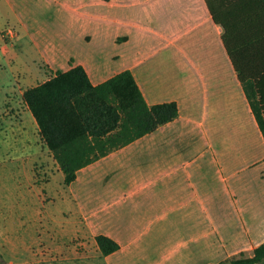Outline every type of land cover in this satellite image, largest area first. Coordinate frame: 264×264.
<instances>
[{
	"label": "crops",
	"instance_id": "obj_1",
	"mask_svg": "<svg viewBox=\"0 0 264 264\" xmlns=\"http://www.w3.org/2000/svg\"><path fill=\"white\" fill-rule=\"evenodd\" d=\"M63 1L40 0L48 7ZM73 1L78 12L87 7L95 28L102 21L113 49L60 52L50 45L46 58L54 70L67 69L72 58L96 84L130 69L149 104L175 101L179 115L81 167L71 184L35 135L22 156L29 174L22 203L5 205L2 219L9 226L18 222L26 237L34 238L29 230L38 228L37 243L50 250H71L73 238L102 233L119 242L116 251L137 253L152 249L159 229L183 219L203 230L197 246L213 252L216 264L235 253L252 256L264 241V134L239 73L250 91L258 90L260 103H254L263 116L264 0ZM92 35L87 29L81 37ZM21 111L38 133L27 106ZM45 151L53 170L37 186L32 165ZM8 225H0V239ZM208 228L247 231L206 240ZM183 246L189 253L190 240Z\"/></svg>",
	"mask_w": 264,
	"mask_h": 264
},
{
	"label": "rangeland",
	"instance_id": "obj_2",
	"mask_svg": "<svg viewBox=\"0 0 264 264\" xmlns=\"http://www.w3.org/2000/svg\"><path fill=\"white\" fill-rule=\"evenodd\" d=\"M76 7L81 6H76L73 0H64L54 7L45 6L40 0H0V193L4 196L0 197L2 211H6L5 205L17 206V201L22 203L21 194L29 175L25 176L22 156L25 157L24 153L28 155L30 144L36 141L34 136L38 134L29 126L26 117L20 116L21 108L26 105L22 93L26 88L47 79L54 70L55 67L46 58L50 54L49 46L55 45L60 52H108L113 49L103 33L102 21L100 27L95 28L89 23L87 7L83 6L82 12H78ZM87 29L90 35L94 30L96 36L92 35L91 39L81 37ZM22 141L27 142L24 148ZM47 151L51 153L48 148ZM15 155L20 156L19 160L10 164L8 158ZM41 157L44 159L36 160L32 165L37 186L45 183L53 170V166L49 164L51 158L46 151ZM223 198V209H228L230 201L228 202L226 196ZM10 200H15V203L12 204ZM6 212L2 214L5 215ZM220 215L224 217L225 214ZM7 222L8 220L1 217L0 225H8ZM190 223L193 224L192 221ZM168 228L158 230L155 240L157 248L153 245L154 242L151 250L147 247L138 253L123 250L105 255L96 245V234L73 238L70 243L71 250H50V247L37 243L38 238H41L38 228L29 230L34 238L26 237L25 228L18 222H13L12 226L2 228L6 237L0 239V264L216 263L213 252H204L197 246V237L203 231L201 228L189 227V222L183 219H176L173 227ZM246 231L208 228L204 230V238L209 240L213 237H242ZM186 239L190 240L189 253L183 250V240L186 242ZM27 247L30 248L29 257L23 259ZM238 256L239 253H235L217 264H230V260Z\"/></svg>",
	"mask_w": 264,
	"mask_h": 264
},
{
	"label": "trees",
	"instance_id": "obj_3",
	"mask_svg": "<svg viewBox=\"0 0 264 264\" xmlns=\"http://www.w3.org/2000/svg\"><path fill=\"white\" fill-rule=\"evenodd\" d=\"M68 63L67 69L51 71L47 79L22 93L39 137L59 164L66 184L76 179L81 167L179 115L175 101L149 104L130 69L94 84L82 64H74L72 58ZM239 78L264 134V115L254 103H260L258 90L250 91L241 73ZM261 109L264 113L263 106ZM95 239L105 255L120 248L119 242L106 234H96ZM229 263L264 264V241L252 256L232 258Z\"/></svg>",
	"mask_w": 264,
	"mask_h": 264
},
{
	"label": "built area",
	"instance_id": "obj_4",
	"mask_svg": "<svg viewBox=\"0 0 264 264\" xmlns=\"http://www.w3.org/2000/svg\"><path fill=\"white\" fill-rule=\"evenodd\" d=\"M97 245V244H96Z\"/></svg>",
	"mask_w": 264,
	"mask_h": 264
}]
</instances>
